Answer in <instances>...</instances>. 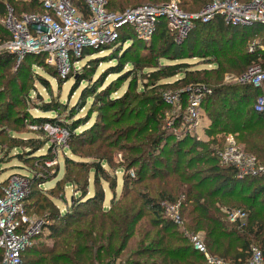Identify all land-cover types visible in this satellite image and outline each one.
I'll list each match as a JSON object with an SVG mask.
<instances>
[{
    "label": "trees",
    "instance_id": "16d2710c",
    "mask_svg": "<svg viewBox=\"0 0 264 264\" xmlns=\"http://www.w3.org/2000/svg\"><path fill=\"white\" fill-rule=\"evenodd\" d=\"M238 1L246 4L251 0ZM142 2L143 0H108L107 8L109 11L123 12L128 6L136 7ZM211 2L212 0H179L178 5L182 11L192 13L199 12ZM8 9L12 10L16 18L23 11L25 14L43 12L42 7L34 1L0 0V18L7 15ZM262 32L264 27L261 25L232 26L216 15L206 24L195 23L184 40L177 43L166 21L160 19L149 45L144 46L145 43L137 40L130 28H124L114 50H121L125 63L120 64L118 59L113 58L110 61H115V65L109 67L110 74L117 75L116 81L133 75L132 85H129L122 96L113 98L115 81L102 88V78L98 82L88 83L76 105L68 111L63 109L65 113H58L64 106L61 103L41 101L38 108L43 114L53 113L51 117L21 118L15 112V107L22 105L21 102L15 106L7 101L4 107L1 106L0 130H8L9 126L20 129L23 127L22 119H28V124L34 127L49 124L65 129L68 132L66 143L72 145L86 144L92 134L102 131L100 125L94 123L89 129L77 132V128L86 119H74L73 116L89 99L92 104L101 105V110L106 111L102 121L113 120L119 126L132 122L115 131L117 138L133 140L134 143L126 149L132 157L128 168L124 169L126 174L123 177V192L119 198L112 195L107 207L105 193L101 187L98 188L100 178L106 180L109 177L102 168L103 163L109 168L111 165V159L106 155L98 158L99 163L91 165L72 163L75 168L88 166L87 172H94L91 184L87 178L80 181V174L74 175L72 172L57 183L61 191L55 194V199L63 205L67 203L63 191L66 185L76 195L70 197V204H67L63 213L59 212L50 199L45 196L42 199V192L35 194L33 198L27 196L35 200L34 204L28 205V199H25L28 214L33 213V209L36 213L45 215L47 221L55 222L48 224L47 228L49 238H56V243L52 247L44 244L31 245L22 254V264L23 261L25 264H115V260L127 251L130 244L127 264H207L203 255L194 248L179 227L164 215L161 204H174L177 201L181 204L179 213L185 229L189 233L204 234L203 241L209 255L241 264L249 258L250 245L255 244L264 256V176L239 179L233 168L220 163L216 152L224 144L211 147L212 142H205L188 134L177 139L163 129L161 122L163 110L170 108L163 98L165 90L175 86L182 90L188 86L203 85L211 91L202 101V108L211 124L206 131L207 135H237L245 145L244 151L264 164V114L255 113L252 109L259 91L249 85L222 84L224 74L241 76L259 57L264 62V52L248 51L249 45L254 41L264 44ZM9 38L7 30L0 25V44ZM93 52L100 51L85 50L83 58ZM39 58L44 63V55H26L19 62L17 70L13 71L17 57L0 53V102L11 88L16 87L18 78L23 77L27 81L28 71L32 72L34 67L29 62ZM191 59L204 60L206 64L214 65L215 69L191 71V65L184 62ZM161 60L173 64H162ZM124 66H130V71L124 73ZM148 69L149 72L143 73ZM179 74L182 77L174 83H159ZM138 78L144 79L141 82L142 91L135 93ZM84 80L83 75L78 77L76 86ZM134 113L137 117H130ZM179 125L180 120H175L174 127L178 128ZM37 132L42 135L45 133L41 129ZM45 143H39L34 151L29 150L25 154L26 163L38 162L44 172L29 170L30 185L40 186L56 177L48 175L45 162L49 160L45 155L34 156ZM55 143L53 140L54 146ZM135 168L131 177L128 171ZM144 182L149 183V186L145 185L143 192L133 191L132 186ZM153 182H157L156 185H152ZM91 186H97V189L90 195ZM150 186L153 190L158 188L155 197L149 194ZM112 188L115 187L112 185L109 189ZM49 195H54L52 190ZM222 209L245 211L246 225L243 228L230 225ZM145 217L148 220L139 225Z\"/></svg>",
    "mask_w": 264,
    "mask_h": 264
},
{
    "label": "built area",
    "instance_id": "2783aa9c",
    "mask_svg": "<svg viewBox=\"0 0 264 264\" xmlns=\"http://www.w3.org/2000/svg\"><path fill=\"white\" fill-rule=\"evenodd\" d=\"M28 1L38 3L43 12L22 14L16 18L12 10L8 9L3 26L10 38L0 44V53L15 55L17 63L26 55H44V63L55 68L61 79L69 75L71 68L79 63L85 50H99L100 54L102 49L116 45L124 28H130L137 40L148 44L160 19L166 21L177 43L184 40L195 23L206 24L216 15L232 26L258 24L264 27V0H251L246 4L238 0H212L196 13L181 11L174 1L159 5H140L123 12L109 11L108 0ZM257 50L264 52V46L254 41L249 45L248 51L254 53ZM235 81L259 91L252 109L255 113L264 114V62L260 57ZM210 93L205 86L197 85L188 86L174 94H163L165 102L175 107V113L169 117L166 130L177 139L188 134L202 140L198 135L201 105ZM175 120H180V127H174ZM32 129L43 130L49 136L55 137L58 143L68 137L65 129L49 124L33 126ZM216 153L220 163L233 168L239 179L264 176V164L259 163L253 155L244 153L232 135H227L223 148ZM131 176L133 177V173ZM26 188L27 180L17 177L0 187V264H22L23 252L48 227L47 219L32 218L27 213L24 203L28 194ZM161 206L169 219L180 224L176 206L166 203ZM225 212L231 224L239 223L241 227L245 225V211L231 209ZM190 240L194 248L203 253L207 264H228L222 259L209 258L196 237H190ZM241 264H264L261 250L250 245L249 258Z\"/></svg>",
    "mask_w": 264,
    "mask_h": 264
},
{
    "label": "rangeland",
    "instance_id": "374dc122",
    "mask_svg": "<svg viewBox=\"0 0 264 264\" xmlns=\"http://www.w3.org/2000/svg\"><path fill=\"white\" fill-rule=\"evenodd\" d=\"M170 1H174L176 4L179 3V0H166V1L143 0V2L140 4L141 5H148V4L159 5V4L168 3ZM133 6L134 5H130L126 9H131L133 8ZM25 13L23 11L19 15V17ZM192 13H196V12H192ZM3 19H4L3 17L0 18V25L2 27H4ZM262 34H264V32H262ZM148 45L149 43L144 44V46H148ZM114 49H115V45H112L110 47L104 48L102 50V53L100 54L98 52H93L91 55L89 54L85 55L84 58L81 59L78 64H76V66H73L75 68L73 67L71 68L69 75H67L64 79H61L58 76V73L55 68L50 67L46 65L45 63H42L43 61L42 58L35 59L34 61L31 60L29 64L32 63L34 67L32 68V72L28 71L29 76H28L27 81H25L23 77L18 78L16 87H13L8 91L7 96L5 97L7 100L3 98V100L0 102L1 103L0 110H2L1 106L4 107L7 101L14 103L15 106H16V103L21 102L22 105L18 104V106L15 107V112L17 113L19 117L21 118H26L28 116L30 117H41V116L51 117L52 115H54L53 113L43 114L38 108V105L41 104V101H45V102L51 101V102H59L62 105H64L61 109L58 110V113L59 114L65 113L63 109H66V111H68L71 107L76 105V103L79 100L81 92L85 89L88 83L93 82V81L98 82L102 78H104L102 88H105L112 81H115V84L113 86L114 93L112 94L113 98L122 96L129 88V85H132L133 75H129L127 79L116 81L117 75L110 74L109 67L115 65V61H110V60H112L113 58H116L118 59V62L120 64L125 63V58L123 56V53L121 54L120 52L121 50L117 51ZM93 59L95 60L97 59V60L94 62H91ZM184 62L191 65V69H190L191 71L202 70V69H215L214 65L206 64V61L201 60V59L185 60ZM161 63L162 64H173L172 62H169L166 60H161ZM18 66H19V63H16L13 71L17 70ZM129 68L130 66H124L123 72L126 73L130 71ZM149 71L150 70L148 69V70H145V72L143 73H146ZM81 75L85 77V80L81 83L79 82V84L76 86V81L78 77H80ZM181 77L182 75L179 74L173 78H167V79L161 80L159 83L169 85L171 83L176 82ZM237 77L239 76L235 74H231V73L224 74L222 84H227V85L237 84L235 81ZM143 80L144 79L142 78H138V86H137V90H135V93H139L140 91H142L141 82ZM147 82L148 80L144 81V83H147ZM75 86L76 88H74ZM175 87H171L165 90L163 94L165 93L174 94L181 90L180 88H175ZM150 91H148L147 93L149 94ZM167 105H169L170 108H168L167 110H163L161 114L162 115L161 122H162L163 129H166L167 123L169 121V117L173 113H175V107H173L170 104H167ZM201 109H202V115L200 118L198 135L203 141L212 142L211 147H217L218 145L225 144V138L227 137V135H232L237 146L244 153H246L244 151L245 145L242 143L241 139H239L240 137H238L235 134L215 133L211 137H209L206 131L207 129H210V125H211L210 119L208 115L206 114V112H204L202 105H201ZM105 112H106L105 110H101V105L97 106L96 104H92V100L89 99L85 101V106L77 114L73 116L74 119H77V118L86 119L85 120L86 122L77 128V132H82L84 130L89 129L94 123L100 125L102 131L101 132L98 131L96 135L92 134V136H90L89 138V141H87L88 144L80 143L79 145H72L69 142L66 143V140L61 143H58L55 137L49 136L47 133H44V135H42L37 132L38 130H33L32 129L33 126L28 124L29 123L28 119L27 120L22 119L21 124H23V127H21L20 129H18L17 126H9L8 130H4V131L0 130V187L7 185V183L14 177H17L23 180L25 179L27 180L26 189L28 191V194H27L28 197L33 198L36 196L35 194L39 195L40 192H42L44 195L40 197L43 199L45 196L47 197V199H50V201H52L56 205V207L59 209V212L63 213L64 210L67 208V204H70L69 202L70 197L74 196L75 194L73 190L69 187V185H66L63 188V191L65 194L67 203L63 205V203H60L59 201L55 199L56 197L55 194H58L61 191V188L57 186V183L61 179L65 178L70 172H72L74 175L80 174V181L87 178V180L90 181V184H91V182L94 179V172L92 170H90V172H87L89 170L88 166L82 167V168H75L72 166V163L78 162V163H85L87 165H91L93 163H99L100 161L98 160V158L106 155V157H110L111 165L109 168L105 163H103L102 168L107 171V173L109 174V177L106 180L105 178L101 177L99 180L98 188L101 187L105 193V196H106L105 206L107 207V204H108L107 202L112 197V195H114L116 198H119L123 192V189H124L123 188V177L126 174V171L124 172V169L130 164L129 162L132 157V154L128 152L126 149H129L128 147L132 146L134 141L133 140H121L120 138H117V134H115V131H117L119 128L121 129L122 126H129L132 122L128 121L125 123V125L123 124L122 126H119V125H115L114 124L115 122L113 120L112 122L111 120L102 121L101 118L103 117V115H105ZM137 114L134 113L130 115V117L136 118ZM52 139L56 142L55 143L56 146H54ZM46 141H47V144L45 143ZM39 143H45V144L40 150L35 152L34 156L45 155L47 159L49 160L48 162H45V166L47 168L46 171L48 172V175L50 177L56 176L55 178L50 179L48 182L40 184V186L37 184L30 185L29 180H28V177L30 175L29 170L33 172L44 173L41 167L38 165L39 163L38 162L26 163L24 161V158H26V155H25L26 152L29 150L34 151L33 149H35V147H37ZM51 148H52V151H51ZM246 154H249V153H246ZM35 163H37V165H35ZM133 171L135 172L136 168L132 169L131 171H128L130 176H131V173H133ZM156 183L157 182H153L152 185H156ZM112 185L115 188L109 189L110 186ZM145 185L149 186V183L147 184L144 182L137 186H132V189L135 192L137 191L143 192L142 188ZM95 187L94 188L92 186L90 187L89 189L90 195L93 194L94 190L97 189V186ZM156 189L158 190L157 187H155V189L153 190V187L150 186V189H149L150 196L155 197L156 191H157ZM51 190L54 193L53 196L49 195ZM30 191L31 193L29 194ZM131 195H133V193ZM130 198L132 199V197ZM27 199H28L27 201L28 205H32L35 203L34 199H29V198ZM162 204H165V203H162ZM168 205L176 206L177 213L180 219V224H176V225L179 227V230L184 234V236H186L189 240H190V237H193V236L196 237L197 240L203 245L205 252L209 256V258H215L214 256L209 255L208 251L206 250L204 241H203L204 234L202 232L189 233L185 229V224L183 223V220L179 213L180 207H181L180 202L177 201L174 204H168ZM31 210L33 213L29 214L30 217L32 218L45 217V215L36 213V211H34L33 209ZM221 211L226 216V221L230 225H237V227L239 228H243L246 225L247 217H246L245 225L241 227L239 223L231 224L228 220L227 212H225L224 209H222ZM165 217L169 218V216H166V215ZM147 220H148V217H145L144 219L141 220L139 225L144 224ZM48 222L49 224L55 223L51 220H48ZM49 235H50L49 229L46 228L43 231L42 235L35 237V241L32 243V245L44 244L49 247H52L56 243V238L54 240L50 239ZM251 245H255V244H251ZM130 247H131V244L129 248L127 249V251H125L120 257H118L115 260V264H127L126 257H127V252L130 249ZM26 254L28 255V252H26ZM201 254L203 255V253ZM32 257H35V256H32ZM203 257L205 258L204 255ZM142 260L143 258H141V261ZM225 262L228 264H237V263L230 262V261H225ZM206 263H207V260H206ZM23 264H25V261H23ZM43 264H46V262Z\"/></svg>",
    "mask_w": 264,
    "mask_h": 264
}]
</instances>
